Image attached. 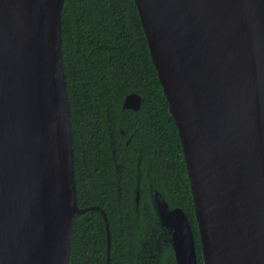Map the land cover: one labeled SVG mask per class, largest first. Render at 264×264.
Returning <instances> with one entry per match:
<instances>
[{"label": "water", "instance_id": "obj_1", "mask_svg": "<svg viewBox=\"0 0 264 264\" xmlns=\"http://www.w3.org/2000/svg\"><path fill=\"white\" fill-rule=\"evenodd\" d=\"M64 0H0V264H68L76 202ZM180 138L203 264H264V0H134ZM128 93L122 109L137 110ZM176 264L186 212L154 193ZM106 264L110 236L107 217Z\"/></svg>", "mask_w": 264, "mask_h": 264}, {"label": "trees", "instance_id": "obj_2", "mask_svg": "<svg viewBox=\"0 0 264 264\" xmlns=\"http://www.w3.org/2000/svg\"><path fill=\"white\" fill-rule=\"evenodd\" d=\"M60 30L76 202L100 207L75 217L68 264H106L100 209L109 228V264H136L133 191L137 179L143 187L145 168L169 205L186 212L203 264L180 138L134 0H64ZM131 92L141 96L140 107L122 109ZM114 161L120 163V199ZM160 264H176L171 248L163 250Z\"/></svg>", "mask_w": 264, "mask_h": 264}, {"label": "flooded vegetation", "instance_id": "obj_3", "mask_svg": "<svg viewBox=\"0 0 264 264\" xmlns=\"http://www.w3.org/2000/svg\"><path fill=\"white\" fill-rule=\"evenodd\" d=\"M114 163V175L117 188L116 193L117 199H120V163H117L115 161ZM144 173L146 174V177L145 181H143L142 183L143 187L140 188V184L138 181L139 179H137L133 191L135 204L134 220L138 225L137 227L139 228L138 244L135 251V263L160 264L164 249L171 248L174 256V251L171 243V232L168 228L162 225L156 210L154 193L157 190L158 183L154 182L150 175L147 174L148 170L146 173V168ZM137 176H139V174Z\"/></svg>", "mask_w": 264, "mask_h": 264}]
</instances>
